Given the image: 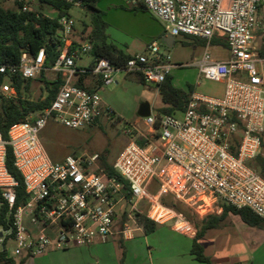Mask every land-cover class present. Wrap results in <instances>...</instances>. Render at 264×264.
Wrapping results in <instances>:
<instances>
[{"label":"built area","instance_id":"2783aa9c","mask_svg":"<svg viewBox=\"0 0 264 264\" xmlns=\"http://www.w3.org/2000/svg\"><path fill=\"white\" fill-rule=\"evenodd\" d=\"M143 2L172 37L188 36L207 43L196 65L199 81L224 84L223 96L193 92L180 115L145 118L151 131L159 134L158 143L141 147L130 142L113 165L129 184L131 198L127 199L123 183L99 173L98 154L54 162L40 140L50 121L81 130L93 125L102 113H110L103 109L98 92L75 85L80 73L75 62L90 53L92 45L75 47L76 22L62 17L59 24L64 47L53 70L61 74L64 84L55 101L31 115V121L12 126L8 141L0 130V217L4 206L9 209L7 227H0V251L7 249L9 257H40L82 243H107L120 212L128 215L123 235L129 238L133 235L130 222L136 220L139 203L145 198L149 201L147 219L177 231L186 227L187 219L162 203L168 196L193 210L196 204L203 208L221 201L264 218V178L250 166L261 155L263 144L264 0ZM217 41L228 50V60L213 58L210 48ZM45 60L46 52L41 49L34 57L24 54L19 65L0 64V95L15 98L12 78H38ZM176 67L154 41L145 54L131 56L121 67L101 58L81 73L99 76L103 87L115 84L119 74H140L147 85L157 87ZM7 146L12 149L14 167L22 175L27 194L17 208L18 182L7 168ZM152 182L158 187L154 195L148 193ZM12 243L15 247L11 252Z\"/></svg>","mask_w":264,"mask_h":264},{"label":"rangeland","instance_id":"374dc122","mask_svg":"<svg viewBox=\"0 0 264 264\" xmlns=\"http://www.w3.org/2000/svg\"><path fill=\"white\" fill-rule=\"evenodd\" d=\"M99 4L100 10L104 12V20L108 24L109 34L120 47L124 48L128 44L132 52L145 54L147 47L152 42L157 41L161 51L169 55L172 63L177 65L172 71L174 83L177 87L182 88L186 92L191 87L193 92L207 97L220 98L223 96L224 84L206 79L199 81V69L196 67V63L203 58L207 43L192 37L179 36L175 38V45L167 48L162 43L163 37L160 34L161 26L159 22L142 11L133 10L134 2L132 0H103ZM5 7L11 10L16 9L13 1L5 4ZM28 8L38 10V5L37 3L32 6L28 5ZM43 9L44 14L55 16V12L50 8L44 7ZM71 14L76 22V35L87 37L84 32L86 29L85 25L90 23V15L80 7H74ZM210 51L216 61L229 59L228 50L220 45L218 41L213 43ZM90 59L89 55H85L83 64L89 63ZM120 75L126 76L125 74L117 76ZM49 78L54 79L56 76H49ZM42 90L41 84L35 82L27 97L32 101H36L42 95ZM99 94L110 102L108 108L110 113H102L99 123L81 130H72L50 121L40 133V140L52 161L63 162L68 156L100 154L105 156L109 164L114 165L117 158L133 138H137V140L139 138L143 139L135 129L149 137V140L155 142V144L158 143L157 140L153 139L154 132L145 125V119H138L137 115L139 108L145 102L151 105L154 113L159 110V107L164 106L161 97L154 88H144L143 90L137 84L127 82L126 84H121V86L113 84L104 87V91L99 92ZM140 100H142V103H140ZM137 119L139 124L133 126V122ZM130 131L131 133H129ZM262 139L264 142V130ZM262 152L264 155V148ZM250 166L259 174L261 173L255 162L251 163ZM157 190V184L152 182L148 193L154 195ZM177 202L181 209L191 211L198 218L196 221L217 214L222 210L224 204L218 201L215 206L211 205V207L203 208L196 204L193 206V210L186 206L184 202L178 200ZM148 209L149 201L145 198L140 201L138 212L144 215L148 212ZM120 215L121 212L119 213ZM138 220L136 214V220L130 222L132 230L138 229ZM230 221L231 224L223 226L221 230L207 232V236L201 242L203 247L206 248L205 254L211 258L213 264H253L252 262L260 264L257 262V257L255 260L254 254L256 244L260 242L261 230L254 227L251 228L239 216L234 214H229L227 223ZM244 229H247L246 233ZM171 230L177 231L169 225L158 227L152 235L136 234V243L142 250L138 253L139 261L142 264L159 263L161 261L170 264L178 262L182 264H199L190 255L191 241L189 239L186 240L183 236L181 238L178 237L179 235L171 232ZM215 237L218 240H214ZM231 237L236 242L228 244L225 238ZM245 239L247 243L251 242V240L254 242L252 255L249 253V247L244 244ZM14 247L15 245L12 243L10 245L11 252ZM246 247L247 249L244 250ZM246 252L250 259L244 256ZM240 256L242 257L240 258ZM15 260L19 262L20 258L17 257Z\"/></svg>","mask_w":264,"mask_h":264},{"label":"trees","instance_id":"16d2710c","mask_svg":"<svg viewBox=\"0 0 264 264\" xmlns=\"http://www.w3.org/2000/svg\"><path fill=\"white\" fill-rule=\"evenodd\" d=\"M11 1L16 5L15 10L5 7V4ZM100 2L101 0H73L72 3L66 0H0V64L9 66L19 65L24 54L34 57L41 49H44L46 52L44 68L38 78L28 80L24 79L22 75H16L12 78L16 97L9 99L0 95V130L5 141L9 140L8 133L12 126L31 121V115L49 108L61 90L64 84L61 74L58 73L54 80H49L46 76V71L53 69L64 47L60 39L61 26L59 20L66 16L73 18L71 13L76 3H79V7L90 15V23L85 25L84 34L89 32L88 40L92 45L90 52L92 57L96 60L101 58L108 59L116 67H121L128 61L130 57L124 56L117 47L108 43V24L104 20V12L98 7ZM35 3L38 5V10L28 8V10L24 11L23 8L25 6H32ZM44 7L53 10L55 16L44 14ZM133 10H146L144 2L140 1L139 5L137 3L133 7ZM35 82L41 84L43 90L40 98L32 101L27 96H29ZM140 82L146 84L143 77L140 78ZM156 88L163 103L167 106L158 110L157 116L182 113L185 111L193 93L191 87L188 92L174 87L170 76ZM158 138L159 134L154 133L153 139L156 141ZM148 143L149 141L142 140L139 145L145 147ZM262 148H264V143L262 144ZM233 152L236 154L237 149L234 148ZM99 157V173H103L108 177H115L119 182L123 183L125 197L130 199L131 191L129 184L121 178L113 165L107 162L104 155H99ZM255 163L261 171L260 175L264 178V159L261 155L257 157ZM7 168L9 173L18 182L16 189L17 208L26 201L27 194L22 175L14 167V157L10 146H7ZM162 203L183 214L190 225L196 230L191 255L199 264H213L211 258L205 254L201 240L208 230L217 228L228 214L239 216L250 227L264 228V218L257 216L246 208L237 209L223 204L220 216L211 215L200 219V221H196L198 218L191 211L181 209L179 203L172 196L163 198ZM8 212L9 209L4 206L0 217V227H7L5 218ZM137 216L145 235H151L157 230L158 225L147 219L145 214L142 215L140 212H137ZM127 220L128 215L125 212L120 222L121 230L124 229ZM27 259V257H24L17 262L15 258L9 257L7 249L4 248V250L0 251V264H25Z\"/></svg>","mask_w":264,"mask_h":264},{"label":"crops","instance_id":"0c3cea01","mask_svg":"<svg viewBox=\"0 0 264 264\" xmlns=\"http://www.w3.org/2000/svg\"><path fill=\"white\" fill-rule=\"evenodd\" d=\"M101 1H103V0H101ZM132 1L134 2V6H136L137 3L139 5L140 1L143 2V0H132ZM98 7L100 9V4L98 5ZM142 12L144 14H148L152 19L157 20L159 22V24L161 26V30H160L161 33L160 34L163 37L162 38V43L164 45L167 43L168 46H169L168 47L167 45H165L167 48L173 47L175 45V38L174 39L171 38L170 34H168L164 30L165 29L164 25L158 19L153 17L148 11L142 10ZM85 35L87 37H79V36H77L76 35V29H75L74 36H73V44H74L75 47L78 48V47H80L83 44L90 43L89 40H88V34L85 33ZM107 35H108V43H110V44L114 45L115 47H117V49L119 51H121L124 56L131 57L133 55L142 54V53L132 52L131 48H130V46L128 44H126L124 48L120 47L118 45V43L115 40L112 39L111 35L109 34V31H107ZM87 55H89V57L91 58L89 63L83 64L85 55H81L75 62L77 69L80 71V73L75 78V81H74L75 85L77 87H79L81 89H84V90H87L89 92H98V93L99 92H103L104 91V87L102 86V80H101V78L99 76H97L95 74H92V73H86V74L81 73V71H83V70L91 69L93 67V65L95 64V62H96V59H94L92 57L91 53H88ZM57 74L58 73L56 71H54L53 69H50V70L46 71L47 78H49V76H54L55 77V76H57ZM125 75L126 76H123V75L117 76L116 83H115L117 86H121V84L123 85L124 83L126 84L127 82H129L131 84H137L139 86V88H141L143 90H144V88H149V89L154 88L156 90V93L160 96V94L158 92V89L156 87L151 86V85H147V84H142L140 82V78H142L140 74H125ZM170 77L172 78L173 86L178 88V89L183 90L182 88L177 87L175 85L172 73H171ZM54 79L49 78V80H54ZM101 98H102V107H103V109H108L109 108V103H110L109 100L107 98H105L104 96H102ZM140 103H142V100H140ZM145 103H148V102H145ZM163 105L164 106L159 107V110L162 109V108L167 107L164 103H163ZM139 110H140V108H139ZM138 113H139V111H138ZM138 113H137L138 119H140L141 117L139 116ZM156 113L157 112L154 113L152 111V108H151V115H156ZM180 114L181 113H178L177 115H180ZM100 119H101V117H99L93 125L99 123ZM138 119L133 122V126H136V125L139 124V120ZM93 125H91V126H93ZM145 125H146V123H145ZM135 130L139 132L138 133L139 136H141L143 139L139 138L137 140V138H133V140H131L130 142H136L139 145L142 140H145V141H149V143H152V141L149 140V137L141 134V132L138 129H135ZM98 155H100V154H98ZM261 157L264 159V155H263L262 151H261ZM221 214H222V210H220L217 214H213V215L220 216ZM228 216H229V214L226 216L224 221H222L219 224V226L217 228L208 230L207 232L221 230V228L223 226L231 224V221L227 223ZM121 220H122V216L120 215L118 217V220L116 221V224H115V227H114V233H113L112 237L110 238V240L107 243H101L99 241H94V242H89V243H82V244L76 245V246L71 247V248L66 249V250H52L48 254H46L44 256L32 257V258L27 257L28 259H27L25 264H142L139 261V257H138V253L140 251H142V250L138 246V244L136 243V234L137 233L145 234L144 230H143V227H142L141 223L138 220V222H139L138 223L139 224L138 229L133 230V235L131 237H129V238H126L123 235V230L124 229L121 230V227H120ZM158 227H160V225H158ZM251 228H253V227H251ZM257 229H260V228H257ZM260 230L262 232L260 234L261 238H260V242L258 244H256V249H255V254L254 255H255V260H256V257L258 259L257 260L258 263L264 264V228L260 229ZM244 231L246 233L247 229H244ZM171 232H174L175 234H178L179 235L178 237H180V238L183 236L184 238H186V240L189 239L191 241V243H193V238L196 235V230L188 222H187L186 227L183 228V230H181V231H173V230H171ZM207 232L205 233V235H204L202 240H204L205 237L207 236ZM250 232L252 233V231H250ZM145 236H148V235H145ZM202 240H201V242H202ZM214 240H218V238L215 237ZM225 240L228 242V244L236 242L235 239H233V237L227 238V239L225 238ZM246 241L247 240L245 239L244 240V244H245V246L249 247V250H250L249 253H251L250 255H252V253H253L252 252V245L254 244V242L251 240V242L247 243ZM247 247L244 250H246ZM204 249H205V252H206V248L205 247H204ZM148 252H150V251H148ZM190 255H191V250H190ZM242 256H240V258ZM244 256L247 257V258L249 257L247 252L244 254ZM191 257L193 258L194 261H196L192 255H191ZM20 259H22V258H20ZM248 259H250V258H248ZM167 263L168 262H165V261H163V262L161 261L159 263H153L152 262V264H167ZM178 263H180V262H178ZM178 263H176V264H178ZM252 263L254 264V262H252ZM168 264H170V263H168ZM180 264H182V263H180Z\"/></svg>","mask_w":264,"mask_h":264},{"label":"water","instance_id":"95a60500","mask_svg":"<svg viewBox=\"0 0 264 264\" xmlns=\"http://www.w3.org/2000/svg\"><path fill=\"white\" fill-rule=\"evenodd\" d=\"M170 37L174 39V37H172L171 35ZM165 45L168 46L167 43ZM138 114L141 118H144V119L150 117L151 116V105L149 103L142 104Z\"/></svg>","mask_w":264,"mask_h":264}]
</instances>
